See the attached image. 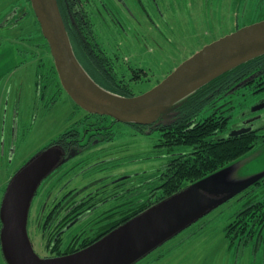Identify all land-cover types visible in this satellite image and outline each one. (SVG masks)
Segmentation results:
<instances>
[{
  "label": "flooded vegetation",
  "instance_id": "af4514ba",
  "mask_svg": "<svg viewBox=\"0 0 264 264\" xmlns=\"http://www.w3.org/2000/svg\"><path fill=\"white\" fill-rule=\"evenodd\" d=\"M18 1H9V12L0 18V31L5 30L6 36L15 28L20 30L31 17L29 0H24L23 8L16 6ZM57 1L75 54L96 83L117 94L124 91L125 96L148 91L136 89L152 86L153 83L148 69L131 60L132 44L134 41L154 43V34L162 31L155 16L171 29L168 7L177 0ZM34 35L38 36L37 33ZM35 37L32 34L25 35L19 40L29 38L30 43L43 48L44 40L41 42L38 38L34 43ZM17 50L29 58V51L18 45ZM56 76L54 90L49 93V88L45 96L41 95L44 89L43 85H38V75L35 83L37 106L51 96L55 102L62 96L65 90L58 73ZM221 103L224 106L225 102ZM81 109L77 106L72 112L69 118L75 119L72 125L66 126L61 133L37 150L32 158L21 163V168H24L47 150L59 152L60 159L38 186L28 215L29 238L35 252L43 258L60 257L79 251L131 219L133 214L140 213L142 206L149 205L148 209L158 203L155 199L161 196V190L157 189V181L161 180L162 173L172 159L173 153H167L157 142L154 147L159 152L148 155L153 158L149 161L166 158L164 169L159 166L153 170H141V157L138 152L134 153L135 144L119 143L116 138L118 135L135 137L137 134L156 133L160 139L162 132L157 126L172 123L179 117L177 113L168 119H160L157 123L141 125L120 122L112 116ZM263 111L247 115L245 121L233 125L230 131L244 127L255 129L256 122L264 117ZM258 115L259 118L246 122ZM99 123L100 125H93ZM143 159L148 160L147 157ZM137 162L139 165L135 166L139 168L130 169ZM1 229L0 218V234ZM33 237L41 239L39 249ZM2 254L0 238V255Z\"/></svg>",
  "mask_w": 264,
  "mask_h": 264
},
{
  "label": "rangeland",
  "instance_id": "374dc122",
  "mask_svg": "<svg viewBox=\"0 0 264 264\" xmlns=\"http://www.w3.org/2000/svg\"><path fill=\"white\" fill-rule=\"evenodd\" d=\"M9 1L14 0H0V18L9 12ZM29 2L31 17L22 28L13 29L8 36L5 30L0 31V207L5 188L21 168V163L32 158L37 150L66 126L72 125L75 119L69 118L77 107L66 91L57 102L51 96L40 106L36 105L35 83L40 62L50 65L54 60L49 45L41 48L29 40H19L25 35L35 37L34 34L42 33ZM16 4L23 8L24 0ZM168 17L171 19V29L158 16L154 17L162 30L154 34V43L134 41L132 44L131 60L148 69L153 83L152 86L136 88L137 91L156 86L205 45L239 27L263 20L264 0H177L168 7ZM17 45L30 52L29 58L18 52ZM245 92L246 96H234L235 107L225 112L231 115L229 128L246 120V109L264 103V92ZM210 111L205 109L198 118L208 115ZM262 113L264 115V111ZM116 141L135 144L134 153L138 152L141 157V170H153L159 166L164 169L166 158L149 161L153 158L148 156L159 152L154 147L159 142V134H137L135 137L118 135ZM144 157L148 160H144ZM139 163L132 164L130 169L137 170L139 166L135 165ZM194 184L210 196H234L135 264H264V244H260L256 251L253 245L230 246L225 236L226 225L239 210L264 199V142L259 141L250 152L204 178L188 181L185 187ZM33 238L39 249L41 239ZM0 264H7L3 254L0 255Z\"/></svg>",
  "mask_w": 264,
  "mask_h": 264
},
{
  "label": "water",
  "instance_id": "95a60500",
  "mask_svg": "<svg viewBox=\"0 0 264 264\" xmlns=\"http://www.w3.org/2000/svg\"><path fill=\"white\" fill-rule=\"evenodd\" d=\"M30 1L64 90L84 110L124 123L149 125L168 119L187 96L226 71L264 54L263 19L205 45L148 91L125 96L100 86L79 62L58 1ZM262 108L264 103L252 110ZM249 130L244 127L231 134ZM59 159V152L47 150L21 168L8 184L0 207V238L8 264H135L234 196L214 197L197 188V184L187 186L93 244L60 257L43 258L29 238L28 215L38 186Z\"/></svg>",
  "mask_w": 264,
  "mask_h": 264
},
{
  "label": "trees",
  "instance_id": "16d2710c",
  "mask_svg": "<svg viewBox=\"0 0 264 264\" xmlns=\"http://www.w3.org/2000/svg\"><path fill=\"white\" fill-rule=\"evenodd\" d=\"M38 38L44 40V45H49L42 33L34 39ZM39 68L38 85H43L41 95L46 96L49 88L54 90L57 71L54 63L49 65L44 61L40 62ZM245 91H250V94L264 92V54L226 71L187 96L176 111L179 117L172 123L157 126L162 132L159 145L164 147L167 153L173 154L161 180L157 181L161 196L155 199L156 202L186 188L188 181L194 182L204 178L244 156L256 147L259 141L264 142V117L256 122L255 129L243 134L232 135V128L228 127L231 115L225 112L235 107L234 96H246ZM119 93L126 94L124 91ZM53 101L55 102V99ZM221 102H225L226 106H220ZM205 109H211L210 113L198 118L199 113ZM253 112L252 109L245 110L246 116ZM147 206L149 205L142 206L139 212L146 210ZM135 214L133 215L136 216ZM225 236L230 246L253 245L256 251L260 244H264V199L239 210L226 225Z\"/></svg>",
  "mask_w": 264,
  "mask_h": 264
}]
</instances>
